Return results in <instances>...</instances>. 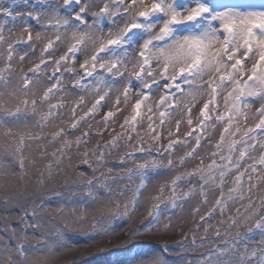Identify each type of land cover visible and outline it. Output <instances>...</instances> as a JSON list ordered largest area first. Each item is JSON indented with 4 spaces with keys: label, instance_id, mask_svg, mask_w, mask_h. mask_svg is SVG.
<instances>
[{
    "label": "snow or ice",
    "instance_id": "6c2138e0",
    "mask_svg": "<svg viewBox=\"0 0 264 264\" xmlns=\"http://www.w3.org/2000/svg\"><path fill=\"white\" fill-rule=\"evenodd\" d=\"M38 164L29 193L26 168ZM17 170L24 187L0 199L14 241L0 236V264L93 244L65 264H165L136 238L168 232L190 201L193 245L201 227L217 240L236 229L237 241L247 228L264 251V193L253 199L264 183V0H0V174ZM42 211L62 221L51 243ZM118 232L115 247L134 253L99 243ZM230 255L224 264H251L256 250Z\"/></svg>",
    "mask_w": 264,
    "mask_h": 264
},
{
    "label": "rangeland",
    "instance_id": "374dc122",
    "mask_svg": "<svg viewBox=\"0 0 264 264\" xmlns=\"http://www.w3.org/2000/svg\"><path fill=\"white\" fill-rule=\"evenodd\" d=\"M35 0H29V3H34ZM39 52V48H37V53ZM33 59H35V57H33ZM78 67V64L76 65ZM14 67L17 68V70H19L20 68H23L25 71H27L28 68L31 67L30 63L25 62L23 65L20 64H15ZM73 99L75 97H72ZM102 114V113H101ZM99 118V117H97ZM174 123V121H173ZM104 139H107V137H104ZM166 143V141H163ZM215 142V141H213ZM95 141L90 142L91 146L92 144H94ZM52 149H49V152ZM183 150H178V153L182 152ZM122 153H113V155L111 157H108L109 161H115L119 155H121ZM27 155V153H26ZM32 155H36L35 152L32 153ZM166 162V161H165ZM207 162V161H206ZM5 163H7V161H5ZM194 165L193 164H188L185 167L188 169H191ZM42 167V165H36L35 167H32L31 165H28V167L26 168V171L28 172V177H26V180H29V185H34L35 183V172L36 169ZM184 169H181V171H183ZM8 169H5V172H7ZM103 171V169H102ZM70 172L67 173H63L61 174L59 177L56 178V183H59L61 180L64 179L65 176H69ZM30 178V179H29ZM169 177L164 174L161 173L159 176H156L152 181H150L149 183V189L153 190L155 188H157L161 183H164L166 179H168ZM21 180L19 179V174H18V170H17V174L16 175H10V174H0V199L3 198V196L9 192H11V190H14L15 188L18 189L21 185ZM121 184L123 183H127V181H121ZM113 187H116V185H113ZM184 187V190H187L186 186H182ZM29 192V191H28ZM264 193V183H261L258 185V188L255 190V195L253 197L254 200H257L258 202V197ZM210 203L211 201L214 199L213 197H210ZM195 203V201H190L189 203L185 204V212H184V218L181 220L180 223H177L175 225V227L169 229L168 232H159V233H153L151 235H145L142 237H137L136 238V242L141 246V247H147V248H151L155 251V253L157 255H160L163 257L165 264H199V261L202 259H211L213 261L219 259L221 261V264H224V261H227L228 259L231 258V253H235V252H239V253H243L245 246H247L248 249V253L250 254L253 250H256V255L255 256H251L250 260H251V264H258V261L260 260L261 256L264 255V251H261V245H260V234L258 232V230L253 229V234L251 235V239H248L246 237V234L248 233L247 228H241L240 229V239L237 241V237H236V229H233L231 234L224 236L223 235V228H222V236L221 239L217 240L215 239V229H210V231L208 232L207 236L204 235L203 232V227L200 228L199 231H197L195 233L196 235V240H197V244L193 245V243H191L190 245H184L186 251H177V252H171V251H165L164 250V246L167 245L168 248L172 245L170 244H165V243H158L156 242V235H165L168 233H175L176 231L179 233H183L187 228L192 229L194 227V225L196 223L199 222V217L196 218V220H192L190 218V208L191 205ZM245 203H247V201H245ZM51 209H54L56 207L55 202L53 201L51 203V205L49 206ZM230 212L226 213L224 216V219H227V216L229 214H231V212H234L235 209L237 207H240L239 204L236 205H230ZM9 211L12 213H18L19 209L14 207V206H9ZM0 215L1 217H3V212H2V205H0ZM39 215L44 217V224L43 227L40 229L41 232H45L48 235V241L49 243L53 242V238L55 236V229L57 227L62 226V221L57 219L56 214L54 211H42L39 213ZM95 215V210L93 208V210H91L89 212V221H91L92 216ZM142 215L143 213L137 215L133 221L132 224H135L136 222H139L142 219ZM221 219L219 213L216 214V216L213 217V219L211 221H209L210 224L212 225H217L218 221ZM47 221H51V223H47ZM8 224L12 225V226H17L18 225V221L15 219H10L8 220ZM188 226V227H185ZM3 227H0V236L4 237L5 240L3 242H10L14 244V241H9L8 239V234L3 231ZM190 232V230H189ZM124 232H118L113 236H110L108 238H106L108 240V242H115L116 238L122 234ZM191 233V232H190ZM29 234L32 235L31 229L29 230ZM68 235H73V233L69 232L67 233ZM185 236L187 234H184ZM36 236L39 237V232L36 233ZM201 241H203V244L201 245ZM232 241H237L235 247L232 246L231 242ZM3 242H0V244H2ZM81 243H83V241H80ZM102 242V241H101ZM99 242V243H101ZM30 244L33 247L37 246V241L35 239L30 241ZM227 244V251L225 252V254L223 256L219 255L216 252L217 248H221L224 247ZM132 245L130 244L128 247H131ZM91 247H98V244H93ZM83 247L79 248L82 249ZM173 247H171L170 249H172ZM195 249V250H193ZM136 251L135 248L131 247V252H124V254H122L121 256L124 255H129L132 254ZM72 253V252H71ZM63 254H68V253H62ZM37 255H40V253H37ZM58 256H53L51 258H49V260L47 261V264L50 263L51 259L54 260L56 259Z\"/></svg>",
    "mask_w": 264,
    "mask_h": 264
},
{
    "label": "trees",
    "instance_id": "16d2710c",
    "mask_svg": "<svg viewBox=\"0 0 264 264\" xmlns=\"http://www.w3.org/2000/svg\"><path fill=\"white\" fill-rule=\"evenodd\" d=\"M70 175H71V173H70ZM62 181L63 180H61L59 183H61ZM23 187H24V182H21V185L18 189L23 188ZM15 190H17V189L15 188L14 190H11V191H15ZM28 191H29V193L32 191V185L30 186L28 184ZM139 222H136L133 225H137V224H139ZM6 223H8V221ZM1 226L4 228L5 221H4L3 217H1V215H0V227ZM185 227H188V226H185ZM189 230H190V228H187L183 233H179L176 231L175 233H168L165 235H156V242L172 245L168 248L167 251H171V252L184 251L185 252L186 249H185L184 245H188V244L190 245L192 243V234L189 232ZM184 234H187V235L185 236ZM124 238H125L124 233H122L116 238L115 242H108V240L105 239L101 243L108 244L110 247H112L114 256L115 255H122V254H124L125 251H123L120 248H117L115 246L118 244H121L123 242ZM131 247H129V248L131 249ZM171 247H173V248L170 249ZM96 249L97 248H95V247H89V248L77 249L75 252L68 253V254H63V255L60 254V255H58V257L56 259H54V260L51 259L49 264H65L66 261H72L74 259H80L81 253H84L85 255H87L90 252H95ZM82 264H83V262H82Z\"/></svg>",
    "mask_w": 264,
    "mask_h": 264
}]
</instances>
